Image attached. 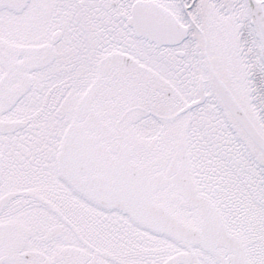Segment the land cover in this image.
I'll use <instances>...</instances> for the list:
<instances>
[{
  "label": "snow or ice",
  "instance_id": "snow-or-ice-1",
  "mask_svg": "<svg viewBox=\"0 0 264 264\" xmlns=\"http://www.w3.org/2000/svg\"><path fill=\"white\" fill-rule=\"evenodd\" d=\"M0 264H264V0H0Z\"/></svg>",
  "mask_w": 264,
  "mask_h": 264
}]
</instances>
